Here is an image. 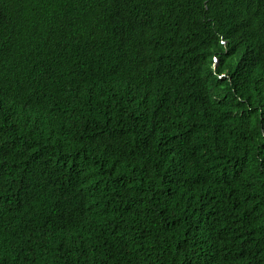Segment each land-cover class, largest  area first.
I'll return each mask as SVG.
<instances>
[{
	"label": "trees",
	"instance_id": "16d2710c",
	"mask_svg": "<svg viewBox=\"0 0 264 264\" xmlns=\"http://www.w3.org/2000/svg\"><path fill=\"white\" fill-rule=\"evenodd\" d=\"M12 2L41 114L0 105V165L26 134L48 202L30 237L0 191V264H264V0Z\"/></svg>",
	"mask_w": 264,
	"mask_h": 264
},
{
	"label": "clouds",
	"instance_id": "9594fccd",
	"mask_svg": "<svg viewBox=\"0 0 264 264\" xmlns=\"http://www.w3.org/2000/svg\"><path fill=\"white\" fill-rule=\"evenodd\" d=\"M14 14V7L12 0H0V63L1 60L7 56L12 55L9 68L0 70V81L6 85L4 95L0 99V105L16 106L17 112L33 111L34 113L41 112L31 106L28 101L19 100L18 97L24 93H29L31 86L35 83L38 70L42 64L37 54L28 45V43L17 34H14L10 29V21ZM17 61H22V67H16ZM64 74L58 73L52 75L55 82L61 81ZM224 76L222 74L220 77ZM69 88V87H68ZM35 119V118H34ZM30 127L41 122H29ZM24 130H29L26 126ZM15 134H22V129L17 127L8 132L9 138L14 139ZM2 136V134H0ZM25 143L29 149L23 155L22 159L12 165H0V191L12 190L20 194L19 209L31 226L29 236L34 235L35 222L26 213L25 207H35L43 202H48L47 199L37 190L32 187L31 179L33 177V167L31 164V155L35 145L31 144L26 134L20 139ZM13 206L11 202L0 196V225L13 213Z\"/></svg>",
	"mask_w": 264,
	"mask_h": 264
}]
</instances>
